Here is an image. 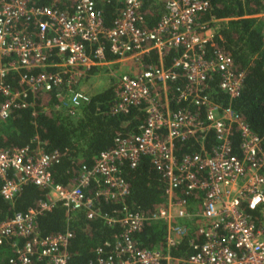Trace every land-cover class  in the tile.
Wrapping results in <instances>:
<instances>
[{"label": "built area", "instance_id": "obj_1", "mask_svg": "<svg viewBox=\"0 0 264 264\" xmlns=\"http://www.w3.org/2000/svg\"><path fill=\"white\" fill-rule=\"evenodd\" d=\"M55 1L60 0L50 4L0 0V117L12 107L30 104L37 89L53 87H62L60 107L75 113L89 98L80 87L84 75L99 67L113 76L111 111L126 112L131 105L143 104L145 117L137 132L113 137L112 146L99 150L91 164L80 165L68 186L51 180L49 166L57 152L44 151L36 136L21 146L0 147L3 199L13 198L26 182L47 188L46 198L35 207L0 220V243L7 242L14 252L6 264L41 260L67 264L70 230L40 234L36 229V215L57 201L66 210L81 207L86 217L118 224L88 264H159L162 260L165 264H264V132L253 133L230 105L239 94L243 72L233 68L228 53L207 50L214 26L196 19L208 7L207 0H150L155 8L161 7L151 25L145 24L139 10L144 0H119L109 26L103 24L96 0H68V9H59ZM256 15L264 21V9ZM150 49L156 52L157 63L142 62ZM105 50L113 59L140 68L134 73L115 72ZM7 72L17 74L18 88L4 80ZM213 79L226 95V103L210 97L207 87ZM167 83H173L169 97L173 107L167 104ZM233 124L240 135L239 156L232 152ZM207 130L214 136L209 149L200 144L175 156L176 140L204 137ZM143 155L150 157L165 182V203L148 215L125 205L128 187L120 174L122 161L133 166ZM91 182L94 190L88 195L85 189ZM179 186L195 204L186 197H172ZM98 197L119 201L118 215L102 212L94 201ZM244 207L258 209L257 222ZM150 219L165 222L164 247H138L133 242L132 233ZM189 231L201 237L197 248L183 257L171 256L168 246Z\"/></svg>", "mask_w": 264, "mask_h": 264}, {"label": "trees", "instance_id": "obj_2", "mask_svg": "<svg viewBox=\"0 0 264 264\" xmlns=\"http://www.w3.org/2000/svg\"><path fill=\"white\" fill-rule=\"evenodd\" d=\"M35 4H50L53 0H32ZM68 0L55 1L59 9H68ZM208 7L199 11L196 19L207 21L214 26L207 50L219 48L228 53L233 60V68L243 72L239 94L230 100V105L236 112L238 120L248 126L256 135L264 132V21L256 15L264 9V0H207ZM119 0H96L100 9L103 24L109 26L120 7ZM146 25H151L161 12V7L153 6L150 0H144L139 9ZM101 42L106 44L101 37ZM173 50L165 56L168 62ZM106 57H110L105 50ZM157 55L150 49L142 56L143 63H157ZM4 80L12 88H18L15 72H7ZM173 83L166 84V98L169 107L174 101L169 97ZM211 98L226 103V95L220 91L215 80L207 87ZM59 93L62 87L49 90L37 89L30 96V104L12 107L4 117H0V147L10 148L21 146L36 136L42 149L46 152L56 150L57 158L49 166L51 180L62 186L74 183L80 165H89L101 149L112 146L113 137L126 136L139 130L144 121L143 104L131 105L126 112H112L114 100L113 80L105 87L89 95L86 102L80 104L78 111L67 113L59 106ZM162 99V97H161ZM2 96L0 95V102ZM162 105V100H161ZM195 109L194 105H191ZM232 152L240 155L238 142L240 135L236 124L232 125L230 135ZM214 143L210 130L204 137L188 136L184 140L174 142V154L179 157L183 153L192 152L202 144L209 149ZM120 174L125 179L128 192L123 196L125 205L135 211L148 215L158 205L166 201L165 182L159 172L153 167L148 155L141 156L130 166L128 162L120 163ZM94 183H89L85 189L91 195ZM47 188L31 182L22 184L13 198L6 200L0 196V220L11 216L13 212L35 207L40 199L46 198ZM172 197L192 196L184 193L182 186L175 188ZM102 212L118 215L120 202L117 200L94 199ZM251 219L257 222L258 209H248ZM36 229L40 234H54L64 228L70 230L67 239V264H88L96 254L95 249L104 245L111 231L118 230V224H108L100 217H86L83 208L66 210L59 201L49 210H43L36 215ZM166 232L165 222L160 219H150L141 228L132 233V239L138 247H164ZM200 235L189 231L177 243L168 246V252L174 257H183L194 251L200 242ZM14 254L7 242L0 243V264H6L7 258ZM34 264H45L43 260ZM159 264H165L162 260Z\"/></svg>", "mask_w": 264, "mask_h": 264}, {"label": "rangeland", "instance_id": "obj_3", "mask_svg": "<svg viewBox=\"0 0 264 264\" xmlns=\"http://www.w3.org/2000/svg\"><path fill=\"white\" fill-rule=\"evenodd\" d=\"M135 69H139L140 66L137 65H133ZM113 70H115V72H121L117 66H111ZM110 74L109 71H107L106 67H99L98 69L93 68L92 70H90L89 72H86V74L84 75L83 81L82 83H84L86 85V83L88 84V87H90V91H95V90H100L103 87H105L107 84H109V82L113 79V76ZM89 91V90H88ZM170 264H174V262H171Z\"/></svg>", "mask_w": 264, "mask_h": 264}, {"label": "crops", "instance_id": "obj_4", "mask_svg": "<svg viewBox=\"0 0 264 264\" xmlns=\"http://www.w3.org/2000/svg\"><path fill=\"white\" fill-rule=\"evenodd\" d=\"M212 29L211 28H209V29H207V32H210ZM109 55H110V57H107V59L110 61L109 62V65H111V66H117V68L120 70V71H125V72H129V73H134V72H136L137 71V69H135L134 68V66H132L131 65V63L130 62H128V61H125V60H115V59H113L112 57H113V55H111L110 53H109ZM106 56V55H105ZM87 72H89V71H87ZM84 78V77H83ZM80 87L82 88V89H84L89 95L90 94H92L93 92H95V91H97V90H95V91H90L91 89H90V87H88V84L86 83V85L84 84V83H82L81 82V84H80ZM89 90V91H88ZM60 106V105H59ZM80 106V105H79ZM79 106L77 107V111H78V108H79ZM61 108V107H60ZM62 109V108H61ZM66 111V110H65ZM76 111V112H77ZM67 112V111H66ZM68 113V112H67ZM71 114H73V113H71ZM190 202L192 203V204H195V200L194 199H191L190 200ZM181 221H186V220H181Z\"/></svg>", "mask_w": 264, "mask_h": 264}]
</instances>
